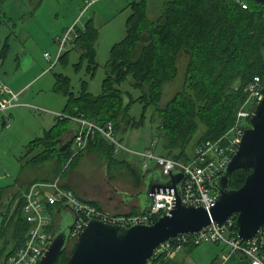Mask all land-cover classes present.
Masks as SVG:
<instances>
[{
  "label": "trees",
  "instance_id": "obj_1",
  "mask_svg": "<svg viewBox=\"0 0 264 264\" xmlns=\"http://www.w3.org/2000/svg\"><path fill=\"white\" fill-rule=\"evenodd\" d=\"M145 1L134 0L127 5L131 12L125 20V33L109 49L99 94L87 91V80L83 79L75 95L71 91L70 78L54 73L52 90L65 96L66 101L54 123L41 136L25 144L26 152L22 156L27 157L25 166L55 156L53 173H56L68 164L66 170L84 153L93 151L103 156L108 168L123 167L125 162L114 157L113 145L97 131L90 134L85 149L73 158L71 143L60 151L70 122L77 123L74 118L99 126L110 122L121 142L127 129L143 124L144 113L152 106L160 117L157 129L163 137L159 155L180 160H187L197 144L216 139L234 123L252 78L259 76L264 81V53L260 49L264 35L263 4L252 0H164L160 15L150 20ZM241 3L246 7L243 8ZM74 27L77 37L56 63H65L70 49L79 48L81 54L76 68L82 59H86L85 70L92 78L98 66L95 60L98 29L91 19L83 27ZM6 47L5 42L0 58L5 55ZM181 55L186 58L181 88L159 106L166 86L178 79L177 64ZM128 76L131 77L130 86L138 90L139 95L136 98L129 95L125 102L119 86ZM134 101L142 104L138 120L129 114L130 104ZM78 128L79 124L72 133ZM198 129L201 131L189 152L186 147ZM136 171L137 168L130 167L132 175L137 174ZM246 175L245 169L234 170L229 176V187L239 188ZM54 177L32 180L12 196H7L3 204L2 196L7 188H0V206L6 205L0 223V264L5 255L22 245L29 229V223L23 217V192L32 182L50 181ZM136 178V185H139L142 176ZM90 202L100 208L97 202ZM46 206L51 210L52 205ZM68 254L69 249L64 248L57 264H65ZM150 262L169 264L170 260L159 256L151 257Z\"/></svg>",
  "mask_w": 264,
  "mask_h": 264
},
{
  "label": "rangeland",
  "instance_id": "obj_2",
  "mask_svg": "<svg viewBox=\"0 0 264 264\" xmlns=\"http://www.w3.org/2000/svg\"><path fill=\"white\" fill-rule=\"evenodd\" d=\"M32 1L33 3H31ZM37 1L0 0V49L5 39L10 45L4 63L0 66L1 76L5 81L3 82L9 87L11 83L9 76L15 70L13 80H17V82L30 81L28 89L19 95L18 103L39 108H49V106L38 100L48 101L46 104L61 105L62 107L65 103V97L62 94L50 90L54 82V73H62L70 78L71 91L75 95L78 94L83 79L87 80V91L94 95L99 94L101 82L105 76L104 64L108 58L109 49L113 43L122 39L125 33V20L131 12L125 6L130 0H95L90 2L83 8L79 22H76L77 26L81 27L86 20L91 19L98 29L95 42V60L98 66L92 78H89L85 70L86 59H82L80 66L76 68L81 54L79 48L70 49L65 63L58 62L52 65L57 53V44L55 45L52 38L63 28L68 27L69 22L79 14L84 6V0H40L38 12L33 18L24 15V11H27ZM163 1H145L147 16L150 20H155L160 15ZM20 48L23 50H19ZM45 53L50 55V61L45 57ZM185 62V56L181 55L177 64L178 79L166 86L164 97L159 106L166 103L174 93L180 90ZM45 68V72L48 73L42 77L41 75L36 77L38 72ZM130 82L131 77L128 76L119 86L124 93L125 102L128 101L129 95L133 98L139 95V91L132 88ZM9 113L11 115L6 118ZM129 114L138 120L142 114V104L138 101L132 102ZM53 121V117L50 120L44 116L43 111H38L33 107L17 106L6 112H0V188L13 187L17 182L31 176L46 175L49 169H52L56 160L55 156L44 162L29 163L26 166L24 163L27 157L22 156L26 152L25 144L29 140L41 136L43 130L49 128ZM159 121V115L150 106L144 113L143 124L138 128H129L122 134L121 144L127 150H121L117 158L125 154L123 156L125 159H132L134 164L137 163V172L142 177L146 173V168L142 167V161L138 165L140 157L138 156V158L133 153L149 151L155 155L160 154L163 137L160 136L162 133L157 129ZM2 122L9 126L2 125ZM77 125L74 121L70 122L68 130L75 129ZM200 131L201 129H198L191 137L186 147L187 151L191 152ZM65 167L62 171L54 173V176L66 174L64 177H67L71 174L80 184L86 185L88 188L86 190L92 195L100 197L106 204L120 211H108L113 214L127 213L122 211L129 210L130 206L134 207L133 204L138 202L132 195L145 188L144 178H140L139 185H136L137 176H133L128 169L122 166L108 168L93 151L84 153L66 170ZM148 167L151 170L154 167L153 163L148 162ZM8 194H10L8 191H4L2 204L4 199L9 196ZM121 204H125L126 207H122ZM3 235L6 238L7 232L6 235ZM217 246L221 247L222 245H198L197 250L188 255L191 260L194 259L192 264H205L208 261L210 250Z\"/></svg>",
  "mask_w": 264,
  "mask_h": 264
},
{
  "label": "built area",
  "instance_id": "obj_3",
  "mask_svg": "<svg viewBox=\"0 0 264 264\" xmlns=\"http://www.w3.org/2000/svg\"><path fill=\"white\" fill-rule=\"evenodd\" d=\"M241 6L246 7L244 3H241ZM77 35L74 25H71L57 38V53L52 65L64 51L71 47ZM44 55L50 61V55L48 53ZM262 84L263 81L259 76L252 78L245 89L247 96L236 111L234 123L216 139L197 144L187 160L155 155L146 151L138 153L142 159V167L147 169L148 162H153L159 168L161 177H165L170 172H180L182 174L179 185L181 203L186 206H200L209 211L215 201V193L210 183L222 174L238 148L243 131L250 126L249 119L254 104L261 96ZM18 98L19 93L11 91L0 79V112H6L17 106ZM74 120L79 124V128L74 132L71 140L72 158L85 149L88 138L94 131L99 132L113 145L114 155L121 150H127L114 134L110 122L99 126L82 118H74ZM3 123L6 127L9 126ZM157 189L158 191L151 194V200L143 212L113 214L96 207L88 200L81 199L72 189L62 185L60 175L50 181L32 182L23 192L25 200L23 217L29 223V229L22 245L11 254L5 255L3 264H36L51 242L54 231L52 208L56 210L59 206H65L73 216L72 227L68 234L70 241L77 239L91 219L127 227L152 224L159 216L168 214L174 201L172 188H165L164 191L160 187L154 188V190ZM47 204L52 205L51 210L47 208ZM235 218V215L230 216L223 228H219L211 220L208 225L195 233L177 234L158 244L151 257L162 256L165 259H172L179 252L193 246L218 244L225 246L227 253H221L220 258L212 264H222L227 260L229 253L244 257L249 264H264V229H259L253 238L242 240L237 235ZM151 257L146 264H152Z\"/></svg>",
  "mask_w": 264,
  "mask_h": 264
},
{
  "label": "water",
  "instance_id": "obj_4",
  "mask_svg": "<svg viewBox=\"0 0 264 264\" xmlns=\"http://www.w3.org/2000/svg\"><path fill=\"white\" fill-rule=\"evenodd\" d=\"M252 1L264 4V0ZM260 49L264 53V35ZM249 124L221 176L210 183L214 189L215 201L209 211L200 206L183 205L179 189L182 174L170 172L156 185L162 191L165 188H172L174 191L173 206L168 214L159 216L152 224L130 227L91 219L77 239L69 241L68 231L72 225H64L59 220L63 219L62 213L58 218V229L36 264H57L64 248L69 249L65 264H146L161 242L180 233H195L211 220L219 228H223L227 219L233 215L236 217L238 237L242 240L253 238L259 229H264V81ZM70 143L71 138L59 150ZM236 169L247 170V175L239 188L231 189L229 176ZM144 183L145 188L138 193L142 209L150 202L151 194L158 191L150 186L149 177L145 176ZM5 207L6 205L0 209V221L4 217Z\"/></svg>",
  "mask_w": 264,
  "mask_h": 264
},
{
  "label": "crops",
  "instance_id": "obj_5",
  "mask_svg": "<svg viewBox=\"0 0 264 264\" xmlns=\"http://www.w3.org/2000/svg\"><path fill=\"white\" fill-rule=\"evenodd\" d=\"M93 1H95V0H84V6L82 7V9L79 11V14L74 18V19H72L70 22H69V24H68V27L69 26H71V25H74V26H77V23L79 22V20L81 19V17H80V15H81V13H82V11H83V8L85 7V6H87V5H89L90 4V2L92 3ZM131 1H134V0H130V1H127V4H126V6H125V8H128L127 7V5L131 2ZM40 0H38L37 1V3H35L34 5H31V7L30 8H28V10L27 11H24V15L26 14L27 16H29L30 18H33L34 16H35V14L38 12V9H39V4H40ZM31 3H33V1L31 2ZM96 3V2H95ZM94 3V4H95ZM93 4V5H94ZM17 14V13H16ZM5 15H6V13H5ZM13 17H15V16H13ZM11 20V19H10ZM87 21V20H86ZM85 21V22H86ZM77 22V23H76ZM84 22V23H85ZM84 23H83V25H84ZM83 25L81 26V27H83ZM68 27H65V28H63L62 30H61V32H59V33H57L52 39H53V42L55 43V45L57 44V38L62 34V32L64 31V30H66ZM79 27V26H78ZM7 37H9V36H7ZM7 43L8 44V42H7V39H5V41H4V43ZM4 45V44H3ZM2 45V46H3ZM2 46H1V48H2ZM56 47H57V45H56ZM9 48H10V45L8 44V47H6L5 48V55L3 54V56L0 58L1 59V62H0V66H2V64L4 63V58L6 57V54L8 53V50H9ZM19 50H23V48H20ZM0 54H1V49H0ZM1 56V55H0ZM46 71V68L44 69V70H40L39 72H38V74L36 75V77L37 76H40L41 75V77L42 76H44V75H46L48 72H45ZM14 72H15V70H13L12 71V73L10 74V76H9V79H11V83L9 84V87L11 88L10 90L11 91H13V92H15V93H19V95H22L27 89H28V84L30 83V81H23V82H17V80H13V76H14ZM1 73H2V71L0 72V79L2 80V81H4L3 79H2V77L3 76H1ZM5 82V81H4ZM54 82H55V78H54ZM54 82H53V84H54ZM51 83V82H50ZM53 84L51 85V91L52 92H54L53 90H52V87H53ZM65 97V96H64ZM33 99H35L34 97H33ZM35 100H38V99H35ZM39 102H42L43 104H45V105H47V106H49V108H39V107H35V106H32V105H29V104H18L17 106H27V107H33L34 109H36V110H38V111H43V114H44V116L45 117H47L48 119H52V117H53V120L55 121V118L57 117V116H59V114H61L62 113V109H63V107L61 106V105H54V104H46L48 101H40V100H38ZM65 101H66V98H65ZM65 104V103H64ZM17 106H15V107H17ZM61 106V107H60ZM64 106V105H63ZM14 108V107H13ZM59 112V113H58ZM9 115H11V113H9V114H7V116H6V118L7 117H9ZM54 115V116H53ZM54 121H53V123H54ZM52 123V124H53ZM4 123L2 122V125H3ZM51 126V125H50ZM48 129V128H47ZM44 130H46V129H44ZM43 130V131H44ZM72 130H68L67 132H66V134H65V136H64V140L65 141H68L69 139H70V137L72 136ZM32 140V139H31ZM30 141V140H29ZM120 152V151H119ZM119 152L117 153V155L119 154ZM144 152H146V151H144ZM93 153H95V154H97L103 161H104V158H103V156L100 154V153H96V152H93ZM138 153H140V152H137V153H133L134 155H136L137 157L139 156L138 155ZM117 155H115L114 157L118 160V161H124L125 163H123V167H125L126 169H128V170H130V167H132L133 169L134 168H136V166H137V163L136 164H134L135 162L132 160V159H125L123 156L125 155V154H122L121 155V157L120 158H117ZM133 158H134V156H132ZM140 157V156H139ZM138 157V158H139ZM141 161H142V159H141V157H140V159H139V162H138V165H140L141 164ZM150 163H153V162H150ZM104 164H105V166H107L106 165V162L104 161ZM153 165H154V163H153ZM116 166H118V167H120L119 165H116ZM55 168V161H54V164H53V167H52V169H49V171H48V174H46V175H39V176H31V177H29V178H27V179H24V180H22V181H20V182H17L13 187H9V188H7L5 191H8V193H10V194H8L9 196H12L13 194H14V192L16 191V190H18V189H20V187L21 186H23V185H25V184H28V183H30L32 180H35V179H37V178H52L53 176H54V173H53V169ZM149 168L150 167H147V169H146V173H144L143 174V177L142 178H145V176H146V178L147 177H149L150 178V186L151 187H156V185L159 183V182H162L163 181V178L161 177V175H160V171H159V168L158 167H156L155 165H154V167L151 169V170H149ZM137 172V171H136ZM64 175H66V174H64ZM64 175L63 176H61V183H62V185H64L65 187H68V188H70V189H72L73 190V192L77 195V196H79L81 199H85V200H88V201H95V202H97L98 203V205H99V207L101 208V209H103V210H105V211H111V212H120L119 210H116V209H114V207H111L110 205H108V204H106V202L103 200V199H101L100 197H96V196H94V195H92V193L91 192H89V191H87L86 189H88L87 188V186L86 185H83V184H80V182L79 181H77L76 179H75V177L74 176H72L71 174L70 175H68L67 177H64ZM133 176H137V177H140V176H142V175H140V173H138L137 172V174H135V175H133ZM141 178V179H142ZM143 182H144V180H143ZM22 188V187H21ZM9 191H11V192H9ZM139 192V191H138ZM138 192H136V194L135 195H132V196H134V197H136V199L135 200H137L138 202L136 203V204H133V206L134 207H131L130 206V209L129 210H123L122 212H127V214L128 213H131V212H142L145 208H146V206H145V208L144 209H142V207H141V205L139 204V201H141V198L138 196ZM122 205V207H126V205L125 204H121ZM55 208H57V207H55ZM134 208V209H133ZM67 208L65 207V206H59V209H56V210H54V208H52V211H53V227L55 228V223H56V218L60 215V214H62V213H64L65 212V210H66ZM202 245V244H201ZM196 247H198V246H193V247H190V248H187V249H185L184 251H182V252H179L175 257H173L172 259H169L170 260V263L169 264H192V262L194 261V259H190L189 258V254L190 253H192V252H195V250H197V248ZM211 252H210V255H209V257H208V261H206V263L205 264H212L214 261H217L219 258H220V254L221 253H227V248L225 247V246H217L216 248H214V249H211L210 250ZM222 264H249V261L247 260V259H245L244 257H242V256H240V255H238V254H233V253H229V255H228V258H227V260L226 261H224Z\"/></svg>",
  "mask_w": 264,
  "mask_h": 264
},
{
  "label": "flooded vegetation",
  "instance_id": "obj_6",
  "mask_svg": "<svg viewBox=\"0 0 264 264\" xmlns=\"http://www.w3.org/2000/svg\"><path fill=\"white\" fill-rule=\"evenodd\" d=\"M71 138V137H70ZM71 140H72V138H71ZM221 175H219V176H217V177H220ZM211 189H212V187H211ZM212 191H214V189H212ZM147 206H148V204H147ZM146 206V207H147ZM0 209H2V206H0ZM1 211V210H0ZM61 215V214H60ZM60 215L56 218V223H55V228H54V231H53V233L58 229V221L59 220H61V222H64L63 224L64 225H72V223H73V216H72V214H71V212L69 211V210H65V212H64V214H63V219L62 218H60ZM58 218H60L59 220H58ZM3 219V218H2ZM2 219H1V221H2ZM0 221V222H1ZM68 234H69V231H68ZM70 241V240H69Z\"/></svg>",
  "mask_w": 264,
  "mask_h": 264
}]
</instances>
